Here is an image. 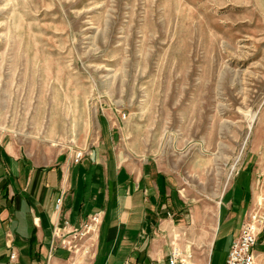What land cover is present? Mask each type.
<instances>
[{
    "label": "rangeland",
    "instance_id": "374dc122",
    "mask_svg": "<svg viewBox=\"0 0 264 264\" xmlns=\"http://www.w3.org/2000/svg\"><path fill=\"white\" fill-rule=\"evenodd\" d=\"M0 126L48 161L97 146L162 160L193 204L219 206L246 170L255 202L264 0H0Z\"/></svg>",
    "mask_w": 264,
    "mask_h": 264
},
{
    "label": "crops",
    "instance_id": "0c3cea01",
    "mask_svg": "<svg viewBox=\"0 0 264 264\" xmlns=\"http://www.w3.org/2000/svg\"><path fill=\"white\" fill-rule=\"evenodd\" d=\"M243 175L236 195L219 206L193 204L181 176L162 160L113 146L103 157L97 146L77 164L69 157L48 161L1 134L0 264L13 251L16 264H168L174 240L191 247L195 264H226L256 196L252 175ZM94 213L101 216L96 230L74 239L71 232ZM62 234L78 249L63 248ZM220 239H229V247L214 263Z\"/></svg>",
    "mask_w": 264,
    "mask_h": 264
},
{
    "label": "built area",
    "instance_id": "2783aa9c",
    "mask_svg": "<svg viewBox=\"0 0 264 264\" xmlns=\"http://www.w3.org/2000/svg\"><path fill=\"white\" fill-rule=\"evenodd\" d=\"M0 130H3L0 126ZM81 153L78 155V158ZM101 223L100 213L91 214L89 220L80 229L73 232L74 239H82L93 233ZM264 232V195L258 197L250 208L241 228L240 235L233 241L226 264H264V255L258 257L255 246L259 236ZM60 245L63 248L77 250L78 245L65 234L61 236ZM18 255L16 252L10 254L5 264H16ZM168 264H195L194 253L191 247H182L177 240L173 242L172 249L168 256Z\"/></svg>",
    "mask_w": 264,
    "mask_h": 264
}]
</instances>
